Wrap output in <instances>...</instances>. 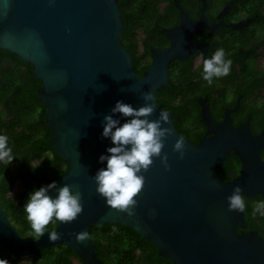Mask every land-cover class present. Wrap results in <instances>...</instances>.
I'll list each match as a JSON object with an SVG mask.
<instances>
[{
	"label": "water",
	"instance_id": "obj_1",
	"mask_svg": "<svg viewBox=\"0 0 264 264\" xmlns=\"http://www.w3.org/2000/svg\"><path fill=\"white\" fill-rule=\"evenodd\" d=\"M123 28L119 0H0V49L30 64L41 81L38 92L50 141L67 164L63 173L53 176L30 172L29 180L36 187L52 180L67 183L82 198V211L72 221H56L54 228L46 227L33 239L20 234L0 203V244L21 258L65 244L86 264H105L89 231L114 223L132 227L172 264H264V237L257 229L239 230L247 225L244 207L230 211L226 199L234 185H239L242 196H264V126L255 134L249 121L234 126L228 114L217 121L204 107L202 120L208 130L195 143L178 132L174 113L162 108L156 95L168 86L171 61L187 59L203 48L194 44L193 33L215 26L207 24L205 15L194 21L182 10L180 24L167 34L171 44L153 50L142 75L121 44ZM144 92H151L155 105L149 119L160 110L169 113L171 134L162 148L169 167L153 158L143 172L134 214L128 215L105 203L95 191L92 175L103 166L97 157L109 145L100 136L104 114L116 100L143 104ZM178 136L185 143L183 158L172 150ZM230 154L238 157L240 170L225 180L221 168ZM48 230L58 238L49 240ZM81 231L87 236L78 241Z\"/></svg>",
	"mask_w": 264,
	"mask_h": 264
},
{
	"label": "trees",
	"instance_id": "obj_2",
	"mask_svg": "<svg viewBox=\"0 0 264 264\" xmlns=\"http://www.w3.org/2000/svg\"><path fill=\"white\" fill-rule=\"evenodd\" d=\"M119 1L129 3V0ZM263 5L264 0H239L237 6L245 7L248 15H255L260 13ZM140 11L144 15L147 13L145 8ZM126 14L127 12L122 11L124 28L121 44L130 51L133 66L138 74L142 75L144 70L149 67L150 62L146 61L145 54H136L139 44V37L136 35L147 28L150 29L153 21L135 19L134 16L131 18ZM134 14L137 16V12ZM260 19L262 21L259 20V24L264 28V16ZM145 39L143 38V40ZM145 44L148 48L149 43L145 41ZM227 58L231 61L234 60L232 56ZM170 67L172 72L168 87L162 88L156 93L158 103L162 108L175 114L174 121L178 132L190 139L191 136L185 128L195 124L198 118H195L194 112L191 111L190 105L194 101L188 100L186 91L189 87H195V80H191V73L187 66H183L182 62H173ZM252 70L249 68V72ZM41 87L42 83L34 76L30 64L22 61L17 55L0 49L1 101L9 99L13 108L10 119L6 120L4 124L0 122V131H4L2 134L8 135V145L14 146L13 155L15 156L9 165H0V203L20 234L29 239L34 237L30 234L31 229L23 211V204L29 191L33 190L36 184L28 181L23 168L37 170L39 173L43 171L51 176L61 174L67 169L66 164L56 152H54L53 159L44 166L34 169L29 162V157L32 154L42 153L44 149L52 146L49 127L44 125L46 123L45 109L38 92ZM184 93L185 95H182V99L178 102L177 96ZM13 100H16L15 104ZM4 114L0 109V119ZM257 122L258 127H263L264 117L258 118ZM36 131L39 135L36 134ZM197 141L193 140V142ZM262 156L264 158V150ZM49 165L51 167H47ZM239 170L238 157L230 154L221 168V175L225 180H228L236 176ZM17 179L25 183L26 189L22 190L18 196H12L10 192ZM242 198L248 229H257L264 237V215L261 214V211H254L255 203L258 200L248 196H242ZM259 201L263 200L259 198ZM46 227L54 228L55 222H49ZM243 231L246 229L244 228ZM89 233L96 245L98 256L105 264H172L170 259L158 255V249L154 243L143 240L132 227L111 223L103 227L92 226ZM0 260H5L7 264H21L22 258L8 252L0 244ZM29 264L86 263L78 257L74 250L62 244L41 248L35 256L30 257Z\"/></svg>",
	"mask_w": 264,
	"mask_h": 264
},
{
	"label": "flooded vegetation",
	"instance_id": "obj_3",
	"mask_svg": "<svg viewBox=\"0 0 264 264\" xmlns=\"http://www.w3.org/2000/svg\"><path fill=\"white\" fill-rule=\"evenodd\" d=\"M119 3L120 8L123 6L121 12H127V16L153 21L150 29L147 28L148 30L138 32L136 35L139 37L136 54H145L147 56L146 61L150 64L153 50L163 49L171 44L167 34L180 24L182 10H185L188 17L194 21L205 15L207 24L215 26L212 30L201 28L193 33L192 41L196 45H202V49L196 50L187 59H175L170 63L171 65L176 61L182 62L183 66L188 67L191 80H195V87H189L186 91L188 100L192 99L194 101L192 105H188H190L191 111L194 112V117L198 118L195 124L185 128L192 141H199L208 130L206 123L202 120L204 107H208L210 116L217 121H222L228 114L232 118L231 121L234 126L249 121L255 134L261 132L263 127H258L257 120L264 117V28L259 24V20L264 16V5L261 7L259 14L248 15L245 7L237 6L239 0H129V3L123 1H119ZM143 8L147 11L146 15L140 11ZM136 12L138 17L134 14ZM247 20L250 22L244 24ZM242 21L244 22L241 25L243 27H232L233 24ZM143 38L146 39L143 40ZM145 41L149 43L148 48ZM217 48L224 49L225 58L232 56L234 60L231 61L228 75L214 78L213 83L209 85L200 75L202 63L203 59L210 57ZM249 68L253 70L249 72ZM171 72L170 67V78ZM182 95H185V93L177 96L176 100L178 102L182 99ZM13 101L15 104L16 100ZM0 109L5 113L0 119V122L4 124L13 113L12 103L9 99L1 101L0 96ZM44 125L48 127L47 123H44ZM18 129L21 128L18 127ZM3 132L0 131V134ZM36 134L39 135L37 131ZM5 135L8 137L6 133ZM9 147L12 154H14V146L9 145ZM54 152L56 151L52 144L51 147L44 149L42 153L32 154L29 157V162L30 164L40 162L37 167L44 166L53 159ZM47 167L46 169L49 171ZM23 170L27 177L30 172H34L39 176H51L46 172L41 171L39 173L37 170H28L25 167ZM28 181L33 183L30 180ZM19 182L23 190L26 189L25 183L21 180ZM254 198L258 200L257 202H259V198L264 201L262 195H257ZM246 223V231L254 229H248L247 220ZM241 229V231L244 230Z\"/></svg>",
	"mask_w": 264,
	"mask_h": 264
},
{
	"label": "clouds",
	"instance_id": "obj_4",
	"mask_svg": "<svg viewBox=\"0 0 264 264\" xmlns=\"http://www.w3.org/2000/svg\"><path fill=\"white\" fill-rule=\"evenodd\" d=\"M231 59L225 58L223 48L215 49L210 57L203 59L201 78L209 85L214 78L228 75ZM143 104L133 106L130 103L116 100L101 121L100 136L107 138L109 145L97 157L103 166L92 175L95 191L105 203L112 208L128 215L134 214L137 203L135 196L144 183L143 172L153 163L154 157H159L165 169L168 165V154L162 152L164 138L171 134L167 127L169 113L160 110L155 119H149L155 110L151 92L142 94ZM172 150L183 158L185 143L182 137H177L172 144ZM15 156L8 145V137L0 134V165H9ZM40 162H32L34 169ZM55 193L54 195L50 194ZM228 209L241 210L244 200L239 185H234L232 192L226 197ZM23 211L34 238L41 237L49 222H70L82 211V198L79 191H73L70 186L59 184L52 180L47 184L34 187L29 191L23 204ZM254 211L264 215V201L256 204ZM87 233L81 231L76 239L82 240ZM58 233L48 230V239L56 240ZM0 264H7L0 260Z\"/></svg>",
	"mask_w": 264,
	"mask_h": 264
},
{
	"label": "rangeland",
	"instance_id": "obj_5",
	"mask_svg": "<svg viewBox=\"0 0 264 264\" xmlns=\"http://www.w3.org/2000/svg\"><path fill=\"white\" fill-rule=\"evenodd\" d=\"M22 190H23V187L21 186V183L19 182V180H16L14 187L11 190L10 194L12 196H18ZM29 262H30V257H24L22 258L21 264H29Z\"/></svg>",
	"mask_w": 264,
	"mask_h": 264
}]
</instances>
